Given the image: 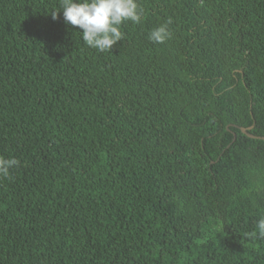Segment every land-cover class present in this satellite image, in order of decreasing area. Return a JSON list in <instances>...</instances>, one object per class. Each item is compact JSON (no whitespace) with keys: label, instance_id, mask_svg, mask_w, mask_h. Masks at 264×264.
<instances>
[{"label":"trees","instance_id":"obj_1","mask_svg":"<svg viewBox=\"0 0 264 264\" xmlns=\"http://www.w3.org/2000/svg\"><path fill=\"white\" fill-rule=\"evenodd\" d=\"M137 3L100 52L0 0V264H264V0Z\"/></svg>","mask_w":264,"mask_h":264},{"label":"clouds","instance_id":"obj_2","mask_svg":"<svg viewBox=\"0 0 264 264\" xmlns=\"http://www.w3.org/2000/svg\"><path fill=\"white\" fill-rule=\"evenodd\" d=\"M62 11L66 24L82 30L83 41L90 48L100 52L111 51L114 45L123 39L120 30L125 21L140 23L142 10L137 0H60V10L51 16L55 20ZM167 23L153 29L148 39L163 44L171 37ZM15 158L0 157V178L10 176V170L19 165ZM252 238L264 239V214L259 216L255 230L249 233Z\"/></svg>","mask_w":264,"mask_h":264},{"label":"water","instance_id":"obj_3","mask_svg":"<svg viewBox=\"0 0 264 264\" xmlns=\"http://www.w3.org/2000/svg\"><path fill=\"white\" fill-rule=\"evenodd\" d=\"M242 132H244V130Z\"/></svg>","mask_w":264,"mask_h":264}]
</instances>
